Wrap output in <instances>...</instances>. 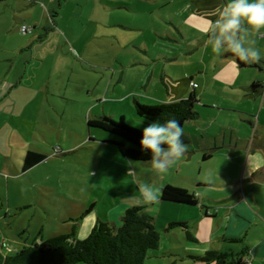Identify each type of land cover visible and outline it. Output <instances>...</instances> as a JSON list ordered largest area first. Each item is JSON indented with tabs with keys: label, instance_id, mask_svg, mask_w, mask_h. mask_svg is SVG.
Segmentation results:
<instances>
[{
	"label": "rangeland",
	"instance_id": "obj_1",
	"mask_svg": "<svg viewBox=\"0 0 264 264\" xmlns=\"http://www.w3.org/2000/svg\"><path fill=\"white\" fill-rule=\"evenodd\" d=\"M184 5L185 0H0V244L31 243L40 235L69 233L74 225L76 238L85 239L98 220L119 225L121 218L114 222L111 215L119 216L124 204H142L156 218L162 250L145 264H208L176 251L197 242L175 223L195 220L201 207L161 201L164 181L196 189L193 181L206 176L202 152L184 153L160 175L153 163L126 162L104 136L96 132L90 139L88 133L94 113L124 115L143 130L147 123L136 115L135 96L145 104L173 102L164 82L171 86L180 76H199L206 53L189 52L201 31L180 18V12L187 15ZM28 148L49 157L22 172ZM145 183L160 190L158 202L143 198ZM20 202L28 206L19 209ZM7 252L0 247L2 256Z\"/></svg>",
	"mask_w": 264,
	"mask_h": 264
},
{
	"label": "crops",
	"instance_id": "obj_2",
	"mask_svg": "<svg viewBox=\"0 0 264 264\" xmlns=\"http://www.w3.org/2000/svg\"><path fill=\"white\" fill-rule=\"evenodd\" d=\"M226 3L227 0H185L183 11L187 15L184 17L180 12V18L185 23L201 31L189 52L203 49L206 55L199 64V76H180L171 86L164 82V78L162 80L166 84L167 92L174 94L177 100L192 93H196L200 100L197 106L199 117L184 125L183 129L187 128L191 133H184L183 140L188 146L185 153L202 152L200 164L203 165L207 177L193 181L196 185L193 192L199 199L198 204L189 205L165 201L162 198L161 201L192 210H199L198 207H201V211H198L201 215L195 220H187V227H184L187 238L197 243H192L193 246L188 249H176L177 252H185L192 258L214 250L213 243H217L214 246L220 251H239L248 247L247 256L251 264H264V70L254 65L242 66L230 52L226 51L218 56L213 51L207 29L218 18ZM243 27L248 29L241 33L245 42L254 40V46L264 54V29L257 32L246 24ZM258 64L264 68V63ZM192 81L198 84L196 88L191 85ZM135 99L139 100L136 96ZM100 115L94 113L93 118ZM0 130L2 131V127ZM92 130L94 127L88 130L89 134L92 133L90 139L96 138V132L101 138L104 136L105 140L110 138L98 128L95 132ZM199 134L203 135L202 139L195 140ZM109 147L120 156L116 147L110 144ZM30 149L46 153L47 158L49 157L45 150L28 148ZM120 157L129 163H153ZM30 169L24 171L22 166V172ZM206 189L208 191L204 192ZM26 206L28 204H17L19 209ZM128 206L130 205L124 204L119 216L111 215L114 222ZM196 230L200 233H195ZM37 237L46 238L43 235ZM18 238L23 237L20 235ZM202 240L204 243L201 244ZM226 242L236 245H227L224 248ZM4 243L0 247L1 250L7 248V254L30 244L28 241L22 243L10 240ZM161 253L159 246L149 256H159Z\"/></svg>",
	"mask_w": 264,
	"mask_h": 264
},
{
	"label": "trees",
	"instance_id": "obj_3",
	"mask_svg": "<svg viewBox=\"0 0 264 264\" xmlns=\"http://www.w3.org/2000/svg\"><path fill=\"white\" fill-rule=\"evenodd\" d=\"M241 63H246L242 62ZM253 65L255 63H247ZM196 93L169 103L145 104L134 100L136 115L149 123L152 120L164 122L171 118L180 121L182 127L199 117ZM149 117V121L144 117ZM90 128L104 130L110 138L105 141L116 147L120 156L127 159L149 162L151 154L141 150L142 129L127 123L125 116L118 119L107 114L88 119ZM183 139V137H182ZM47 158V154L28 150L24 156V171L32 168ZM161 198L165 201L181 202L189 205L198 204L194 192L186 188L166 183L163 185ZM92 206L87 210L90 211ZM119 225L98 220L85 239L76 238V225L71 232L37 237L30 244H25L13 253L0 257V264H145L146 259L160 245V231L153 213L147 205L128 206L120 216ZM175 224L187 227L186 222ZM173 225V224H172ZM5 243H2V246ZM249 248L239 251L208 250L203 255H195V261L208 264H251L248 258Z\"/></svg>",
	"mask_w": 264,
	"mask_h": 264
},
{
	"label": "clouds",
	"instance_id": "obj_4",
	"mask_svg": "<svg viewBox=\"0 0 264 264\" xmlns=\"http://www.w3.org/2000/svg\"><path fill=\"white\" fill-rule=\"evenodd\" d=\"M245 24L257 32L264 29V0H227L218 18L207 29L213 51L218 56L231 52L246 63H264V54L254 46L255 41L246 43L241 35L248 30L243 27ZM144 120L149 121V117L145 116ZM183 135L184 129L176 118L164 122L152 120L143 128L141 150L151 154L158 174H166L187 151ZM140 187L146 201L155 203L160 200L158 188L147 183Z\"/></svg>",
	"mask_w": 264,
	"mask_h": 264
},
{
	"label": "water",
	"instance_id": "obj_5",
	"mask_svg": "<svg viewBox=\"0 0 264 264\" xmlns=\"http://www.w3.org/2000/svg\"><path fill=\"white\" fill-rule=\"evenodd\" d=\"M230 55L236 56L235 54L230 52ZM237 61L242 65V66H249L250 64L247 63H241V61L238 59V57L236 56ZM254 66L258 67L260 70H264L263 67H261L258 63L253 64Z\"/></svg>",
	"mask_w": 264,
	"mask_h": 264
},
{
	"label": "built area",
	"instance_id": "obj_6",
	"mask_svg": "<svg viewBox=\"0 0 264 264\" xmlns=\"http://www.w3.org/2000/svg\"><path fill=\"white\" fill-rule=\"evenodd\" d=\"M23 30H24L25 32H28V31H29V30H27V28H26L25 26H23ZM191 85H192L194 88H196V87L198 86V84H197L196 82H194V81L191 82Z\"/></svg>",
	"mask_w": 264,
	"mask_h": 264
}]
</instances>
